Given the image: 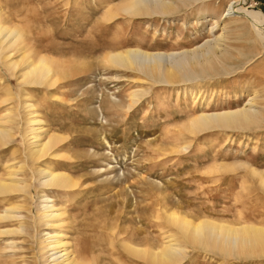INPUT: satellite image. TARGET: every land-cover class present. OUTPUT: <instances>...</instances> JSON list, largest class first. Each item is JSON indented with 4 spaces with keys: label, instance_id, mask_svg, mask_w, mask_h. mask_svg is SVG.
I'll list each match as a JSON object with an SVG mask.
<instances>
[{
    "label": "rangeland",
    "instance_id": "obj_1",
    "mask_svg": "<svg viewBox=\"0 0 264 264\" xmlns=\"http://www.w3.org/2000/svg\"><path fill=\"white\" fill-rule=\"evenodd\" d=\"M127 1L0 0L4 19L26 33L29 57L52 59L54 81L19 77L20 50L12 51L15 72L0 61V115L12 108L16 118L5 123L13 135L0 146V175L13 164L15 177L29 185L0 200V212L19 205L0 228L29 225V233L0 234V264L47 263L37 245L59 229L39 218L44 194L63 209L61 231L89 264H149L123 243L158 248L171 232L185 241L165 219L170 210L193 220L264 225V38L242 11L223 14L232 0H174L175 10L162 15L124 13ZM238 1L264 16V0ZM220 33L214 69L173 83L103 60L127 47L179 53ZM253 93L259 125L190 130L195 111L237 107ZM25 96L61 138L36 161L26 153ZM46 165L69 174L74 186L41 184L37 168ZM184 249L173 264H264V255L223 256L189 243Z\"/></svg>",
    "mask_w": 264,
    "mask_h": 264
},
{
    "label": "bare ground",
    "instance_id": "obj_2",
    "mask_svg": "<svg viewBox=\"0 0 264 264\" xmlns=\"http://www.w3.org/2000/svg\"><path fill=\"white\" fill-rule=\"evenodd\" d=\"M186 1L189 0H181L182 3ZM174 3V0H129L123 5L120 4L121 8H119L124 11V13L131 15H149L153 13L162 15L175 10ZM110 4L107 3L108 7L106 5V13H104L109 19L113 13L112 6H109ZM238 11L244 13L248 21L252 24V27H255L257 34L264 38V34L262 33L264 32L263 14L258 11L248 10L242 6L238 0H232L223 14L226 15ZM3 16V12L0 8V61L6 65L8 70L13 72L18 65V61L12 58V51L20 50L22 55L21 60L25 66L23 65V72L19 77L27 80L28 83H42V80H44V83L51 85L54 82L51 78L52 59L45 54H39L35 60H33L34 58H30L28 47L25 49L28 44L26 43L27 38L23 28L15 22H7ZM224 25L222 26L223 29ZM221 37L222 33L215 36L212 42H205L199 47L187 49L179 53L149 51L140 47L111 50L103 56V60L112 67L116 66L134 69L152 80L156 79L158 81L161 80L163 82L173 83V81L175 82L186 76L199 75L211 66L213 67L216 62L215 57H217V50ZM53 72L55 73V71ZM5 91L7 95L12 94L11 90ZM256 96V93L251 94L245 103L233 108L229 107L214 111H206L203 109L197 112L195 111L189 119V128L193 131L213 127L221 129L247 128L259 125L262 118L259 116V112L253 108ZM5 101L6 98H2L0 103ZM22 107L26 110L25 123L29 128V130L27 128L29 132L26 134L27 137L25 140L27 142L26 153L31 160L36 161L52 149L54 144L61 138L59 139L58 134L44 127L43 121L39 118L34 105L29 102L28 96L24 97ZM12 113L11 108L0 115V146L6 144L13 135L11 127L5 125L6 122H15L16 118ZM11 165V167L9 166L10 171L7 175H0L1 201L5 200L10 194L12 195L15 192L19 193V191L23 189L26 190L25 188L29 186L23 180L15 177L16 172H14V170L16 167L14 168V165ZM21 166L22 165L19 167ZM37 169L41 176V184L45 186L67 188L75 184L74 179L62 170L52 168L48 165ZM40 198L42 200L39 218L44 220L46 224L51 227L54 226L59 229L57 232H52L53 234L46 232L44 241L40 242V245H37L39 246L40 253H44L42 257L47 261L46 264H89L88 261L79 258L75 254L67 239V234L61 231L63 230L62 224L64 222V220H62L63 209L56 206L45 194ZM1 203L4 204V202ZM18 206L19 205L15 203H8L0 212V219H5L6 221L16 217L13 212ZM165 219L182 233L185 241L181 240L176 233L171 232L165 236V240L161 247H142L125 241L123 243L125 251L134 257L147 261L149 264H173L180 259L183 250L186 249H184L185 243L212 250L213 252L215 251L223 256L243 255V257H250L252 255H264V225L262 224L253 222L231 224L208 217H201L193 220L185 214H179L174 210L166 212ZM28 227L29 225L21 222L16 227L0 228V234L15 235L27 231Z\"/></svg>",
    "mask_w": 264,
    "mask_h": 264
}]
</instances>
